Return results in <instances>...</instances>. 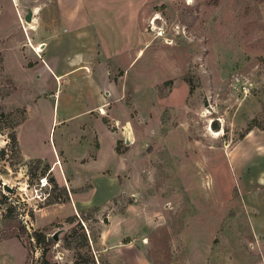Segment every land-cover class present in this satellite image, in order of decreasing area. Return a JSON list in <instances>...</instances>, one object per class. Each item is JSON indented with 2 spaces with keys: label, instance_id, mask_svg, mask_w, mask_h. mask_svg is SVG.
Listing matches in <instances>:
<instances>
[{
  "label": "rangeland",
  "instance_id": "rangeland-1",
  "mask_svg": "<svg viewBox=\"0 0 264 264\" xmlns=\"http://www.w3.org/2000/svg\"><path fill=\"white\" fill-rule=\"evenodd\" d=\"M82 3L0 0V264H264V0Z\"/></svg>",
  "mask_w": 264,
  "mask_h": 264
},
{
  "label": "crops",
  "instance_id": "crops-1",
  "mask_svg": "<svg viewBox=\"0 0 264 264\" xmlns=\"http://www.w3.org/2000/svg\"><path fill=\"white\" fill-rule=\"evenodd\" d=\"M83 0H55L56 4L58 3V5H62V6H65V7H62V11H63V16H62V21L64 22H68V23H77L78 20L79 22H88L90 25H92L95 29L99 28L100 25V21H99V17L98 16H95L94 15V18L92 17V15H90V13L88 11H86L85 9H83V3H82ZM82 3V4H81ZM80 4V5H79ZM79 5L80 8L78 10V12H75V13H72V11L68 10V6H77ZM97 12V10H96ZM97 21H99V23L97 24ZM101 32V31H100ZM42 50V49H41ZM106 76L108 78V82L110 83V78H109V68L107 66V69H106ZM59 79V76H57L56 80ZM105 97H102V101L96 105H93L92 107H90L88 109V111H91L93 112L92 114H94V112L101 108V110L103 109L105 112H106V109H105ZM98 119H100L101 122H103L105 124V129H107V131L109 132V134L111 135L112 139H113V151L112 153L117 156L118 153L116 151V141H117V137L115 136V133L110 130L108 128V126L106 125L105 121L103 120V115L101 114H98L97 116ZM81 128V127H80ZM86 131V128L84 127V130L83 129H80V132H85ZM83 136H85L84 134H81L79 136V138L76 139L77 142H74L75 144V147H77V152L79 155H76V157L72 160V157L69 156V151L67 149H65L64 146H62V151L64 152V154L67 156L68 158V162L64 164H68L70 165V163L73 161V162H77L76 160L80 158V160L78 161L79 163L83 164L81 162V160L86 157V156H89L90 153L93 151V149L95 148V144H94V140H97V143H98V148H97V158L96 159H91V161H88L87 164H92L94 163L95 165L97 163H99L101 161V158H102V154L104 152V145L103 143L101 142L100 138H99V135L97 132H93V135L88 137L86 136L87 138H85L83 140ZM84 144V145H83ZM83 149H85L84 151H82ZM58 151V150H57ZM86 154V155H85ZM36 158H40V157H36ZM55 158H56V155H55ZM54 160V159H53ZM53 160L51 162H53ZM55 162V160H54ZM105 167V166H104ZM103 167V168H104ZM103 168H100L98 170V173L99 174H103L101 172H103ZM76 182H78V179H77V176L75 178H71L70 179V182L73 185H75ZM74 188V186H73ZM76 196V195H75Z\"/></svg>",
  "mask_w": 264,
  "mask_h": 264
},
{
  "label": "trees",
  "instance_id": "trees-1",
  "mask_svg": "<svg viewBox=\"0 0 264 264\" xmlns=\"http://www.w3.org/2000/svg\"><path fill=\"white\" fill-rule=\"evenodd\" d=\"M104 121L106 122V120H104ZM117 152L118 153H121L122 152V151H120V149H119L118 146H117ZM10 221H11V218H10ZM11 225H13L12 224V221H11L10 226ZM10 229H12V228H9L8 230L11 231ZM8 230L7 231H4V234H6L5 235L6 237H8V235H7ZM22 232L23 233H26V231L24 229L22 230ZM23 233L18 232V230H17V232L14 233L12 236H15L17 238L22 239V241L24 242L25 247L28 248V250H29L28 251V257H29L30 252L32 250V240H31L30 234L27 233V236H24ZM33 236L36 238V240L38 242H40V243L44 242L46 248H44L43 252H46V250L49 247L53 246L56 243V238L55 237H48L47 238L42 232H35ZM0 238H1V236H0ZM51 264H55V263H51Z\"/></svg>",
  "mask_w": 264,
  "mask_h": 264
},
{
  "label": "built area",
  "instance_id": "built-area-1",
  "mask_svg": "<svg viewBox=\"0 0 264 264\" xmlns=\"http://www.w3.org/2000/svg\"><path fill=\"white\" fill-rule=\"evenodd\" d=\"M101 109V108H100ZM101 113V112H100ZM57 162H60V161H57ZM39 182H38V189H45L46 187H48L49 185V181H48V178L46 175L44 176H41L39 179ZM36 188V189H37Z\"/></svg>",
  "mask_w": 264,
  "mask_h": 264
},
{
  "label": "water",
  "instance_id": "water-1",
  "mask_svg": "<svg viewBox=\"0 0 264 264\" xmlns=\"http://www.w3.org/2000/svg\"><path fill=\"white\" fill-rule=\"evenodd\" d=\"M27 20L31 21L32 20V12L31 10L29 11L28 15H27ZM105 221H107V218H105Z\"/></svg>",
  "mask_w": 264,
  "mask_h": 264
},
{
  "label": "bare ground",
  "instance_id": "bare-ground-1",
  "mask_svg": "<svg viewBox=\"0 0 264 264\" xmlns=\"http://www.w3.org/2000/svg\"><path fill=\"white\" fill-rule=\"evenodd\" d=\"M32 22V21H31ZM29 22V23H31ZM101 112V114H104L101 109L99 110ZM214 136H220V133H217V132H211Z\"/></svg>",
  "mask_w": 264,
  "mask_h": 264
}]
</instances>
